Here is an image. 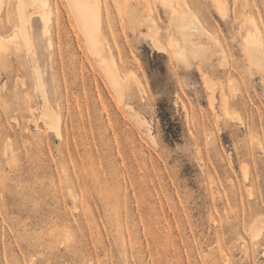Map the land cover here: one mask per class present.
I'll use <instances>...</instances> for the list:
<instances>
[{
	"label": "rangeland",
	"instance_id": "374dc122",
	"mask_svg": "<svg viewBox=\"0 0 264 264\" xmlns=\"http://www.w3.org/2000/svg\"><path fill=\"white\" fill-rule=\"evenodd\" d=\"M18 1L0 0V37L24 35L0 51V264H264V0H98L94 50L67 0L25 19Z\"/></svg>",
	"mask_w": 264,
	"mask_h": 264
},
{
	"label": "bare ground",
	"instance_id": "6f19581e",
	"mask_svg": "<svg viewBox=\"0 0 264 264\" xmlns=\"http://www.w3.org/2000/svg\"><path fill=\"white\" fill-rule=\"evenodd\" d=\"M24 0H19L18 1V9H19V15L21 16V17H23V16H26V15H29L31 12H33V10H25V4H24V2H23ZM34 1V0H33ZM40 1V0H39ZM67 2H68V4H69V8H70V10H71V13H72V15L74 16V19H75V22H76V24H77V26L79 27V29L82 31V33L84 34V36H85V38H86V40H87V42H88V44L92 47V49H93V47H95V45L99 42V39H98V32H99V29H100V27H99V18H100V13H99V5H98V0H67ZM41 4H43V3H41ZM27 6V5H26ZM39 7H41V5L39 6ZM37 10H39V9H37ZM41 10H43V9H41ZM45 12V11H44ZM43 12V13H44ZM32 14V13H31ZM33 14H35V12L33 13ZM39 14V13H38ZM37 14V15H38ZM30 16H32V15H30ZM178 16L179 15H177V23L179 24H177L178 25V27H179V30H180V32L182 33V35L184 36V39H185V41H187L188 40V36L193 32V31H199L200 30V26H199V24L195 21V19L194 18H192V15H188L189 16V18H188V20H185L186 18H182V19H184L185 21H180V22H178L181 18V15L179 16V18H178ZM191 16V17H190ZM41 17H43V16H41ZM45 17V16H44ZM43 17V18H44ZM187 17V16H186ZM194 17V16H193ZM24 18V17H23ZM25 19V18H24ZM28 19V18H27ZM19 21H20V19H19ZM22 21V20H21ZM21 23V22H20ZM26 23V22H25ZM20 27V26H19ZM45 27V26H44ZM27 28V27H26ZM20 29H22V28H20ZM43 30H46V29H43ZM47 31V30H46ZM45 31V32H46ZM44 32V33H45ZM19 33H21L22 34V32H21V30H20V32ZM19 33H15L13 36H12V38L9 40H7V41H4L1 37H0V51L2 50V49H6V43L8 42V41H12L15 45H18L19 44V40L21 41V39L22 40H24V35H20ZM47 33V32H46ZM24 34V33H23ZM25 42V41H24ZM28 42V41H27ZM156 43V42H155ZM24 44V43H23ZM30 43H28V46H30L29 45ZM19 46V45H18ZM32 46V45H31ZM27 48V47H26ZM254 48V47H253ZM253 48H252V51H250V53H251V58L254 60V61H258L259 60V58H260V51L259 50H257V49H255L254 48V50H253ZM27 49H30L29 47L27 48ZM94 50V49H93ZM30 51V50H29ZM180 51V50H179ZM183 53H184V51H183ZM183 53L181 52V53H179L180 54V56H182L183 55ZM249 53V54H250ZM32 54H33V52H32ZM183 56H185V55H183ZM32 58H33V60H35V58H34V56L32 55ZM113 62H114V60H113ZM111 63V65L107 68V74H108V76H109V78H110V81H111V83L113 84V85H116V83H117V80L118 79H120V78H122L121 77V75H120V72H119V70L117 69L118 67H116L115 66V64L114 63ZM34 65V64H33ZM36 67V66H35ZM38 67V66H37ZM123 79V78H122ZM124 80V79H123ZM122 80V81H123ZM121 81V80H120ZM118 83H119V81H118ZM43 85V84H42ZM42 87V86H41ZM45 100V99H44ZM46 109V108H45ZM45 111V113L47 112L46 110H44ZM51 114V113H50ZM49 118H50V116H49ZM54 121V120H53ZM55 124H57V122L55 123ZM49 125H50V123H49ZM59 126V125H58ZM57 125H56V127H58ZM59 131H60V129H59ZM58 131V132H59ZM60 133H61V131H60ZM59 133V135H61Z\"/></svg>",
	"mask_w": 264,
	"mask_h": 264
}]
</instances>
